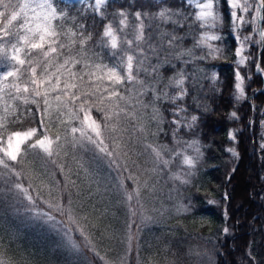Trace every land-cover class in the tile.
Wrapping results in <instances>:
<instances>
[{"label": "trees", "instance_id": "obj_1", "mask_svg": "<svg viewBox=\"0 0 264 264\" xmlns=\"http://www.w3.org/2000/svg\"><path fill=\"white\" fill-rule=\"evenodd\" d=\"M12 2L15 3L16 0H12ZM90 3L91 0H56L58 12L65 13L63 18L52 22L58 35L47 37L43 50L29 51L25 48L21 53L25 65L19 66L21 68L19 79L8 78L3 82V85H0L3 87V91H0V140L6 141L8 135L14 131H24L29 127H36L38 133L32 140L34 142L35 138H39L44 131L38 123L43 109V96L34 97L31 85H29L28 93L22 92L17 96L15 89H11L7 85L17 83L23 88L30 75L25 71L29 67L28 61H33L32 66L37 67V76L39 77L43 69L36 62H50L49 71L54 72L67 59L70 63L60 70L61 88L67 79L69 83L77 84V89L70 91L78 92V94L95 91L104 97L102 106L119 112L118 117L111 118L110 125L116 124L117 134L123 137V140L118 139L117 143L122 148H126L127 154L123 155L127 158L126 161L130 165L132 162L138 165L134 169L139 168V171H143L142 164L148 163L149 156L153 155L152 153L148 154L151 149H146V145H151L153 148L168 147L173 151L179 150L182 153L186 151L187 154H190L194 149L187 148L186 142L198 141L202 153L196 166L197 175L189 187L196 196L195 206L193 205L195 209L193 213H185L174 218L167 215L166 225L171 227L175 225V229L180 234H183V231L187 232L186 235L184 234L187 239L197 236L196 241L205 248H210L214 264H264V152L260 149V144L264 143V127L259 125V121L264 120V115H261L264 113V76L255 71L257 63H260L264 68V53L260 51L264 45L255 43L260 40L259 31L264 29V19H261V29L258 20L256 23L259 24V28L255 31H253L254 25L245 24L237 33L241 38H250L245 43L244 55L251 58L247 67L240 69L242 75L245 76L244 86L248 99L237 100L234 89L237 44L231 31L232 20L226 0H219L221 20L214 29H201L200 22L194 19L195 6L186 5L185 0H108V3L102 7L106 17L104 20L94 14ZM258 3V0H251L249 12L243 13L237 9L238 15H244L246 21H252L255 15L254 9ZM161 9H168L173 13L183 12L189 18L187 21L180 20L184 24V27L181 28L177 24L160 20L157 13ZM121 10L129 13V27L122 31L118 24L121 17L116 15ZM136 11L142 13L145 25L144 40L140 42V47L144 48L143 56L137 54L135 41L137 32L132 27L136 23L134 18ZM261 12L264 16V9ZM179 19L177 16L172 17V20ZM109 22L116 30L120 42V49L115 50V57L110 55L113 51L110 47L101 46L104 26ZM204 31H208L210 34L214 32L224 37L222 41H208L220 49L218 53L212 54L215 55V59L209 55L207 45L196 46ZM171 35L183 39L174 46H168L167 39ZM88 36H91V40L81 47V39ZM126 40H132L133 45L129 47L124 43ZM12 42H15V38ZM49 43L57 47V52H50L48 57H44L43 52L48 50ZM149 44L155 48V52L149 49ZM60 45H64V47H60ZM121 49L136 56L137 60L144 61L138 75L135 70L136 61H134L133 70V75L144 83L141 86L125 81L115 88L124 99L113 97L109 102L105 91L110 87L109 82L95 65L113 66L118 62L117 58L124 54ZM182 53L183 55H181ZM200 57H205V59H200ZM73 60H79L80 63L73 66L71 63ZM157 64L160 65L159 70L153 73L152 68ZM85 65L88 66L85 67ZM6 67L7 62L0 59V72L5 71ZM69 69L81 75L89 72L94 75L91 77L83 75V79L80 76L69 78ZM181 72L184 73V88L187 89V95L183 100L177 101L176 105L185 108L186 111L180 113L175 119L183 117L184 120H190L192 115H196L198 120L192 129L182 126L173 137L172 132L175 125H172L170 121L174 119L172 113L175 112L176 107L167 98L155 100L154 97L162 96L165 92L175 95L178 89L171 87L170 82ZM213 72L217 75L216 81L211 78ZM121 74L124 75L123 72ZM249 75L251 79L247 78ZM47 87V84L41 86L42 94ZM25 97L29 100L27 105L23 103ZM33 98L40 105L41 112L37 111V104L31 103ZM48 99L54 110L56 102L51 92ZM89 102L91 103V100ZM250 104L255 105V110L250 107ZM28 109H31V114H28ZM232 111L237 112L239 119H233L230 116ZM91 115L101 123L103 131L102 113L93 108ZM253 118L255 126L250 127L249 121ZM64 119L67 120L68 117L65 116ZM74 123L78 124L76 121ZM44 124L50 137L55 138L57 134L63 136L64 126L50 122L47 115H45ZM230 130L235 131L236 141L228 139ZM27 143L25 142V145ZM25 145H22L21 154L14 162L8 161V158L0 153V158L9 165L8 169L0 165V260H7L10 264H45L44 254L39 249V247L44 249V240L41 241L32 235L35 230L43 234L42 229L37 224L32 228L28 226L30 222L27 215L32 212V202L28 201L23 193L14 187L17 182L28 187L29 194L33 195L35 200V208H43L48 211V207L43 203L45 201H42L36 194L33 184L31 182L29 185L26 184V179L28 180L29 176V160L27 161V158L31 149L26 148ZM128 147H134L133 155ZM229 147L235 149L236 155L225 151ZM84 148L85 146L71 149L66 146L65 154L72 151L83 153ZM92 152L94 151L92 150ZM94 153L92 155L90 152L87 156L94 157ZM80 156L83 157L82 154ZM181 156H177L174 161L179 160ZM141 158L144 159L143 162ZM13 168L21 175L16 176L15 172L11 171ZM122 175H127V172ZM58 176L62 185L70 183V186H73V180L69 182L60 173ZM125 184L126 187L128 186V192L134 193L131 182L125 180ZM56 186L59 190H56L55 195L38 191L52 199L54 204L66 203L65 185L57 184ZM60 192L62 195H58ZM70 192H68V196H70ZM74 196L75 194L72 198ZM115 201L117 202V200ZM208 201L212 203L209 204ZM78 203L77 207L82 211L81 201ZM136 207L137 196L133 194L132 212ZM30 208L31 211H29ZM201 212L208 215L209 219L204 227L198 225L197 214ZM225 213L227 218H225ZM133 222L135 228L132 227L133 231L130 237H133L134 244L129 257L128 254L125 255L130 251L129 248H126L123 253L122 249L119 252L111 251V253L115 255L116 260L123 257L122 260L127 259L129 264H139L136 253L137 236L133 235L138 232L139 226H137V221ZM225 227L228 228L227 234L222 231ZM202 229H205L204 234L199 233ZM89 231L94 233L90 229ZM205 234L208 236L206 237ZM175 239L178 241L174 240L167 246L169 252L174 256L185 255L186 245L179 244V236H176ZM34 248L38 249V252L33 250ZM85 251L96 261V264H101L98 255H94L91 248L86 247ZM181 252L182 254H180Z\"/></svg>", "mask_w": 264, "mask_h": 264}, {"label": "snow or ice", "instance_id": "obj_2", "mask_svg": "<svg viewBox=\"0 0 264 264\" xmlns=\"http://www.w3.org/2000/svg\"><path fill=\"white\" fill-rule=\"evenodd\" d=\"M108 3V0H91L90 7L93 10L94 14L99 16L101 20L106 19L102 7ZM186 5H194L195 6V21L200 22L199 27L201 29H214L217 27L218 22L221 20V14L219 12V0H185ZM226 6L230 9V17L232 20V28L231 31L234 36L235 43L237 47L235 48V56H236V67L234 70V89L236 92L235 99L237 100H247V94L245 92V76L241 73V67H247L249 60L251 59L248 56H245L244 53L245 43L249 41V37L241 38L237 33L245 24L254 25L253 31L259 28V24L256 21L260 19H264V16L261 15V9H264V0H259V3L255 6V15L253 16L252 21H246L244 15H238L237 9L241 10L243 13H248L250 10V5L248 4V0H244L242 4L240 0H226ZM65 13L58 12L56 7V0H16L15 3L12 0H0V59L7 62L6 70L0 72V85H3V82L8 78L19 79L21 75V68L19 66L25 65V60L21 58V53L24 52L25 48L30 50H43L45 48V42L47 37H56L58 33L52 26V22L57 20L58 18H63ZM121 19H119L118 24L121 28V31L124 28L129 27L128 23V15L124 10L116 13ZM157 16L160 20L166 23H173L179 25V27H184V24L180 22V20L187 21L188 16H186L183 12H170L168 9H161ZM173 16H177L179 20H172ZM134 18L136 23L132 25V27L136 30L137 35L135 36L136 41V51L139 56L144 55V48L140 47V42L144 40V22L142 19V13L140 11H136L134 13ZM191 27V25H189ZM23 33V34H21ZM167 35V34H166ZM38 37V39H37ZM260 40L255 43L258 45H264V29L259 31ZM15 38V42L12 40ZM182 37H176L175 35H171L170 38L167 39L168 46H174ZM224 37L221 35L213 33H209L208 31H204L201 33L200 39L197 43V47L201 45H207L209 55L211 58L215 59V55L213 53H218L220 49L218 47L213 46L208 43V41H222ZM88 40H91V36L87 38H82L80 43L81 47L87 43ZM129 47L133 45L132 40L124 41ZM10 44V47L8 45ZM101 46L102 47H110L113 50L110 55L116 56L117 49H120V42L118 41V36L116 34V30L113 28L112 23L109 22L105 24L102 38H101ZM60 47H64V45H60ZM149 49L155 52V48L149 44ZM124 52L123 49H121ZM260 51L264 53V47L260 48ZM56 53L57 47L52 46V43H49L48 50L43 52L44 57H48L49 53ZM183 55V53L181 54ZM179 59L180 57H176ZM118 62L113 66L96 64L95 67L100 69L103 75L107 77V81L109 82L110 87L106 88L107 96L109 98V102L113 97L117 99H124L115 90L116 86L122 85L125 81L129 83H137L143 86V81L137 79V76L133 75L134 70V61H136L135 70L137 75L142 70L141 65L143 64V60H137L136 56L133 54H129L124 52V54L117 58ZM200 59H205V57H200ZM259 59V57H257ZM38 66L42 67V74L37 76V67L32 66L33 61H28L29 67L25 69L27 73H29V79L25 81L23 88L20 87L19 84L13 83L11 85H7V87L11 89H15L17 96L19 94L28 93L29 85H31V92L34 93V97L43 96V109L42 114L39 116L38 123L41 128L44 129L43 133L39 138H35L34 142H32L33 138L36 137L38 133V128L29 127L24 131H14L7 137L6 146L5 143L0 140V153H3L4 157L8 158V161H17L18 156L21 154V146L25 145V142H28L25 146L31 150L40 149L46 154L49 162L53 165L56 164V160L52 159L54 155H58L57 152L53 149V144L56 143L57 147H59L60 142L62 141L67 147L71 149L83 148L86 144L91 145L96 158L101 161H107V165L109 169H112L116 172V183L112 185V190L121 194L123 197H126L127 200H131L133 194L139 198V189H135L134 193H129L125 184V180L131 181L134 184L136 183L137 178L132 176L128 171V162L122 161L121 156L126 155V148H122L120 144L117 143V140H123L122 136L117 134L118 129L116 124L110 125V120L113 116L118 117L119 112L113 111L112 109L102 106L104 97L99 95L97 92L93 91L90 93L78 94V92L70 91L72 89H77L76 83H69L67 79L63 83V88H61V74L60 70L65 67V65L69 64V60H65L64 64L59 65L56 68V71L50 72L49 69L51 67L50 62H36ZM72 65L80 63L79 60L71 61ZM88 65H85L87 67ZM160 65L152 68V72L155 73L159 70ZM174 67V65H173ZM146 71V70H145ZM255 71L264 76V68L260 66L259 63L255 66ZM124 73V75L121 74ZM83 75H87L91 77L94 73H84ZM83 75L68 70V77H77L80 76L83 79ZM54 77V82H53ZM212 80H217V75L215 72L212 74ZM251 79L249 75L247 77ZM47 84L48 87L45 88L44 93L42 94L40 91L41 86ZM185 77L184 73H179L176 77H174L170 86L174 89H178L175 95H170L165 92L163 95H156L155 100H160L162 98H167L170 103H172L176 110L172 113L174 119L170 121L172 125H175V129L172 132L173 137L176 135V131H178L182 126L187 127L188 129H192L196 124L198 117L196 115H192L190 120L175 119L176 116H179L180 113L186 111L185 108L179 107L176 105L177 101L183 100V98L187 95V89L184 88ZM0 91H3V87H0ZM154 91V86H153ZM53 95V99L56 102V108L53 110L49 103V93ZM91 100V103L89 102ZM23 103L27 105L29 100L27 97L23 99ZM31 103L37 104V111L41 112L40 105L37 103L35 98L32 99ZM250 107L255 110V105H251ZM93 108L96 109L97 112L102 113L103 118V131L102 125L95 119L91 112ZM28 114H31V109H28ZM156 111L155 109L153 110ZM45 115H47L50 122L59 123L63 125V136L57 134L55 140L51 138L47 134V128L44 124ZM261 115H264L262 113ZM67 116L68 119L65 120L64 117ZM230 116L233 119H239L237 112L232 111ZM74 121L78 122V124L74 123ZM183 121V124H182ZM259 125L264 127V120L259 121ZM249 126L254 127L255 121H249ZM123 131V130H121ZM228 139L230 141H236V133L234 130H230L228 133ZM106 140L108 141L106 143ZM187 148L194 149L196 156L187 155L186 151L183 153L179 150L172 151L169 150V158H164L162 155V149L153 148L151 145H146V149H151L153 154V163L155 168L154 172L157 170L162 171L166 169L177 156H183L182 164L187 165L189 168H194L196 166L197 159L201 155L200 147L198 141L186 142ZM260 149L264 152V143L260 144ZM226 152L231 153L232 155H236V151L234 148H226ZM0 165H3L5 169L9 168L8 163L2 158H0ZM134 167H138L135 162H132ZM61 170H63V166H61ZM11 171L15 172V169H11ZM87 172V170L85 169ZM127 172V175H122V173ZM16 176H20L21 173L15 172ZM177 179H180L179 175H176ZM182 183H188L187 180L182 179ZM15 189L20 190L23 195L27 198L28 201L32 202L31 208H35V200L32 195L29 194V188L24 187V185L20 182H17L14 185ZM211 204V201H208ZM31 208L29 211H31ZM190 206L185 207V210H189ZM129 214L131 216H135L136 213L129 210ZM60 217L57 220V217ZM65 218L71 223H75L77 228L80 230L81 235H84L83 229L79 225V221L75 218V210L73 208V201L70 196L66 199V203H56L54 205H49L48 211H37L36 219H44L48 224L50 231L59 235L63 233L61 236V240L63 241L65 237H67L66 243L62 246L68 248L72 254H75L81 250V245L77 244L74 240L69 237V233L72 229L65 224ZM225 218H227L225 213ZM150 216H142V220L145 222L151 221ZM60 225H64L63 228ZM134 226L133 223H129L127 227L131 229ZM222 231L227 234L228 228L225 227ZM129 239L131 237L129 236ZM85 240L88 241V237H85ZM87 247L92 248L93 254L96 255L94 246L88 242ZM0 264H10L7 260H0Z\"/></svg>", "mask_w": 264, "mask_h": 264}, {"label": "rangeland", "instance_id": "obj_3", "mask_svg": "<svg viewBox=\"0 0 264 264\" xmlns=\"http://www.w3.org/2000/svg\"><path fill=\"white\" fill-rule=\"evenodd\" d=\"M240 2L243 4L244 0H240ZM248 4L251 5V0H248ZM6 141H4L5 146ZM60 143L59 147H57L56 143L53 144L54 151L58 153V155L52 157V159L56 160L55 165L49 162L43 150H30L27 158V161L29 160V176L28 180L26 179V184L29 185L30 182L33 184L36 194L39 195L42 201H45L43 203L47 207L54 205L52 199L43 193H39L38 190L55 195L56 190H59L56 185H65L64 189L67 190L66 199L69 197L68 192L71 191L70 198L73 201L75 218L79 221L84 235H81L75 223L69 224L65 218V224H68L72 229L69 237L81 245V250L72 254L68 248L62 246L67 241V237L63 241L61 240L63 233L57 235L50 231L44 219H36L37 211H46V209L33 208L32 212L27 215L30 222L28 226L32 228V226L37 224L42 229L43 234L35 230L32 235L41 241L44 240V249L41 247L39 249L44 254L45 264H96V261L88 256L85 251L87 247L85 245L88 242L94 246L101 264H129L127 259L122 260L123 257L116 260L115 255H112L111 251L119 252L122 249L123 253L126 248H129L130 251L125 254H128L129 257L134 244L133 237L129 239V236H132L135 226L133 229H129L127 225L133 223L134 220L137 221V226H139L138 232L133 233V235L137 236L136 253L139 264H214L210 248H205L196 241L197 236L193 239H187V236L186 238L184 236L187 232L183 231V234H180L175 229V225L171 227L166 225L165 222L168 219L167 215L174 218L185 213H193L196 196L189 187L193 183L195 175H197L196 166L200 157L197 159L194 168L183 165L181 162L183 156H181L179 160H173L166 169L157 170L156 172L153 171L155 168L153 155L149 156L148 163L144 162L142 164L143 171H139V168L134 169L135 167L128 162V171L137 178L135 184L130 181L131 187H133V190L139 189L137 207L136 209L134 208L136 216H131L129 210L132 211V199L129 201L126 197L112 190V185L116 183V172L109 169L107 161H101L96 158L95 153L92 152L93 148L91 145L86 144L83 153L72 151L65 154L66 145L63 142ZM132 146L135 147L134 144ZM129 147L128 149L133 155L134 147ZM158 149H162L164 158H169V150L172 149L168 147H160ZM200 151L202 153V150ZM90 152L92 155L94 153V157L87 156ZM151 153L149 152L148 154L150 155ZM187 155L195 157L196 153L193 151ZM126 159L125 156H121L122 161H126ZM141 160L142 162L144 161L142 158ZM139 162H141L140 159ZM61 166H63V170H61ZM58 173L63 175L69 182L73 180V186H70V183L62 185ZM176 175H179L180 179L175 178ZM182 179L187 180L188 183H182ZM73 194H75L74 198H72ZM58 195H62V192L58 193ZM80 201L82 211L77 207ZM115 202L118 210L115 209ZM187 206H190V208L186 211L185 207ZM142 216H150L152 219L150 222H145L142 220ZM207 216L202 212L197 214L200 227H204L209 222ZM59 219L60 217H57V220ZM60 227L63 228L64 225H60ZM89 229L94 233L90 232ZM199 233L204 234L205 229H202ZM199 233H197L198 236ZM205 235L206 237L208 236L207 234ZM174 236L180 237L179 244L186 245L185 255L174 256L169 252L167 246L174 240L178 241ZM85 237H88V241L85 240ZM33 250L38 252L36 248Z\"/></svg>", "mask_w": 264, "mask_h": 264}]
</instances>
